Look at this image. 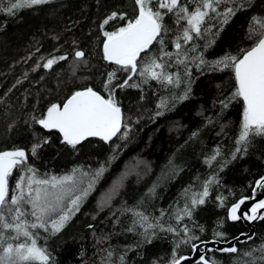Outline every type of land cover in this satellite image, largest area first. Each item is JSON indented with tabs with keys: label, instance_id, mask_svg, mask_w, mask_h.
<instances>
[{
	"label": "trees",
	"instance_id": "trees-1",
	"mask_svg": "<svg viewBox=\"0 0 264 264\" xmlns=\"http://www.w3.org/2000/svg\"><path fill=\"white\" fill-rule=\"evenodd\" d=\"M226 6L221 5V10ZM134 8V0H52L47 5L21 10L15 16L0 14V151L17 147L28 151L33 143L48 138L50 142L39 150L36 158L29 154V163L41 175L60 176L74 168L94 170L111 161L80 211L65 228L54 236L40 235L39 245L48 249L55 264H120V256H124V264H154V261L167 264L176 238L157 231L152 243L145 244L139 235L142 229L127 231L132 226L133 216L125 209L143 201V209L152 218L159 217L161 210L174 212L182 190L189 185L199 189L201 182L214 171L218 172L220 184L214 186L206 205L195 213L196 222L206 231L201 234L198 229L193 230L202 240L211 239L217 222L225 219L219 230L231 239L247 229L241 221L226 220L227 207H218L216 196H226L230 206L241 196H249L255 180L264 176V137H254L247 154L231 160L244 106L241 98L229 99L236 87L231 69L213 71L206 66L201 73L193 66L189 78L183 75V68L173 66L169 71H179L184 81H192L188 99L177 101L174 106L172 98L183 94L186 83L167 88L149 81L140 88L118 89L116 98L122 111L131 117L132 130L126 141L114 137L106 143L90 138L73 150L61 143L62 137L57 132L47 131L33 122L32 118H39L51 103L61 104L76 90L91 86L107 96L103 85L107 74L117 66L103 59L99 24L112 11L127 12L131 17ZM253 16L264 17V0H251V7L238 11L223 26L213 46L205 51V58L213 61L225 53L240 55L241 50L249 49L253 41L248 39V29ZM165 19L173 31L178 29L175 17ZM121 23L119 20L110 22L107 30H114ZM57 36L59 39H54ZM73 40L77 42L75 46ZM74 47L86 53L88 62L75 76L70 69ZM158 48L159 45L152 51L158 53ZM168 50H172L170 42ZM65 53L69 56L67 61L54 65L51 70L41 67L33 71L38 61L44 62L40 61L41 56L50 58ZM118 76L122 82L127 73L120 71ZM139 82L138 76L133 78L132 83ZM162 98L169 100V110L150 119L158 111L156 106ZM221 101L228 102L229 106L223 108ZM194 132L198 133L195 137ZM117 145L119 150L114 153ZM217 147L222 153L220 160L231 161L222 171L219 164L209 168L204 162ZM136 160L147 165L146 169L142 166L138 170L142 176L129 175L120 193L108 206L101 208L102 193L130 162ZM169 161L183 171L174 175ZM20 174V169L14 170L10 177L11 187L15 186ZM153 184L159 185L156 196L147 197ZM164 223L174 225L175 220L166 215ZM184 223L193 227L187 219ZM90 224L92 228L88 227ZM255 230L253 240L236 243L240 253L216 252L208 256H214L222 264H244L240 254L264 243V221L257 222ZM108 252L112 253L111 258ZM191 252V244L181 245L179 249L180 255Z\"/></svg>",
	"mask_w": 264,
	"mask_h": 264
},
{
	"label": "snow or ice",
	"instance_id": "snow-or-ice-1",
	"mask_svg": "<svg viewBox=\"0 0 264 264\" xmlns=\"http://www.w3.org/2000/svg\"><path fill=\"white\" fill-rule=\"evenodd\" d=\"M50 3L52 0H0V14L15 16L21 10ZM134 5L133 16L129 17L127 12L112 11L99 24L103 36V59L117 66V69L107 74L104 82L107 96L91 86L76 90L62 105L51 103L39 118H32L33 122L45 130L59 132L61 143L73 150L90 137H98L106 143L114 137L126 141L132 130L131 117L125 116L122 111L116 98L118 89L140 88L149 81H156L167 88L179 87L186 83L183 94L172 98L171 103L174 106L175 102L188 99L192 81H184L179 71H169L173 66L183 68V75L189 78L193 66L201 73L206 66L213 71L231 69L236 87L229 99L241 98L244 105L240 131L235 141V150L231 153V160L242 158L247 154L254 137H264V17L251 18L248 39L253 43L249 49L241 50L240 55L225 53L216 60L208 61L204 55L205 51L213 46L223 31V26L238 11L251 7V0H134ZM221 5L227 6L221 10ZM168 16L175 17L174 23L178 25L176 31L166 22L165 18ZM116 20L123 23L114 30H107L110 22ZM54 39L58 40L59 37ZM200 41H203V44H200ZM169 42L172 50H168ZM72 43L74 46L77 44L75 40ZM157 45L158 53H155L152 50ZM68 59L67 53L52 55L50 58L41 56L40 61L44 62L41 64L38 61L33 71L41 67L51 70L54 65ZM87 63L86 53L74 47L71 74L75 76ZM120 71L127 73L122 82L118 76ZM137 76L140 82L132 83L133 78ZM221 104L223 108L229 106L226 101H221ZM156 107L158 111L150 119L154 120L169 110V100L162 98ZM221 131L223 132V127ZM192 135L195 137L198 133L194 132ZM49 142L48 138H44L33 143L28 151L19 147L0 151V264H55V258L48 249L38 243L40 230L53 236L60 233L80 211L84 201L108 170L107 165L111 163L109 161L101 164L94 170L74 168L60 176L41 175L39 170L29 163V154L36 158L39 150ZM119 147L117 145L113 152H117ZM221 156V150L217 147L211 155L205 157L204 162L209 168H215V165L219 164V170L222 171L231 161H221ZM169 164L172 165L174 175L183 171L172 161H169ZM142 166L147 168L142 160L130 162L102 195L100 207L111 203L124 187L129 175L135 173L138 177L142 176L138 171ZM15 169H20L21 174L15 186L11 187L10 177ZM219 184L218 172L214 171L201 182L199 189L193 185L183 189L179 194L176 210H161L159 217H150L142 207L143 201L137 206L126 208L125 211L133 216L132 226L127 231L142 229L139 235L143 237L145 244L152 243L157 231L172 234L176 239L167 264H183L191 259L179 254L181 245L186 244H191L194 253H201L196 264H222L214 256H208V253H240L236 244L227 238V233L219 230L223 228L225 219L217 222L209 240H202L193 230L198 229L201 234L206 231L203 225L196 222L195 213L206 205L214 186L218 187ZM158 186L153 184L146 196L155 197ZM261 193H264V176L255 180L251 196H241L230 206L227 205V197L224 195H217L216 201L218 207H227V221H264V198H257ZM248 201L254 203L247 211H243L242 205ZM166 215L175 220L174 225L164 223ZM186 219L193 227L184 223ZM88 227L93 226L90 224ZM240 236L246 239H232L240 243L254 239V234L241 233ZM221 244L231 246L217 247ZM107 255L111 258L112 253L108 252ZM240 258H243L244 264H264V243L242 252ZM119 260L120 264H124V256H120ZM154 264L157 262L154 261Z\"/></svg>",
	"mask_w": 264,
	"mask_h": 264
},
{
	"label": "water",
	"instance_id": "water-1",
	"mask_svg": "<svg viewBox=\"0 0 264 264\" xmlns=\"http://www.w3.org/2000/svg\"><path fill=\"white\" fill-rule=\"evenodd\" d=\"M101 48H102V46H101ZM102 53H103V51H102ZM72 94H70L68 97H70ZM67 97V98H68ZM66 98V99H67ZM66 99L61 103V105L66 101ZM50 106V105H49ZM47 109V108H46ZM46 109H45V111H46ZM44 111V112H45ZM47 131H49V130H47ZM50 131H53V132H57L56 130H50ZM59 135H60V133L59 132H57ZM61 136V135H60ZM90 138H96V139H99L98 137H90ZM90 138H88V139H90ZM100 140V139H99ZM84 142V141H83ZM252 195V191H251V194L249 195V196H251ZM258 199L259 198H264V193H261L258 197H257ZM252 203H254V201H248V202H246L244 205H242V210L243 211H247L250 207H251V204ZM260 220H258V221H253L252 223H248V222H246V221H241L244 225H245V227H246V229H247V231L246 232H242V233H247L248 235H255V224L257 223V222H259ZM241 234V233H240ZM240 234H238V235H236L235 237H240V240H245L246 238L245 237H243V236H240ZM234 238V237H233ZM207 240H209V239H207ZM230 240H232V242L233 243H240V242H238V241H236V240H234V239H230ZM198 243V242H197ZM223 246H231V245H224V244H221V245H217V247H223ZM208 247H212V245H208ZM201 253L200 252H193V250H192V252L191 253H189V254H185L184 256H187V257H191V259H189V260H187V261H185V262H183V264H195L196 262H197V260H198V258H199V255H200Z\"/></svg>",
	"mask_w": 264,
	"mask_h": 264
},
{
	"label": "bare ground",
	"instance_id": "bare-ground-1",
	"mask_svg": "<svg viewBox=\"0 0 264 264\" xmlns=\"http://www.w3.org/2000/svg\"><path fill=\"white\" fill-rule=\"evenodd\" d=\"M36 66V65H35ZM28 71V70H27ZM38 81V80H37ZM17 83V82H16ZM33 84V83H32ZM5 94V93H4ZM67 97V96H66ZM66 99V98H65ZM7 104V103H6ZM13 109V108H12ZM34 111V110H33ZM15 112V111H14ZM35 115V114H34ZM31 116H33V115H31ZM177 121V120H176ZM178 126V125H177ZM42 131H43V129H42ZM58 134V133H57ZM59 135V134H58ZM42 139V138H41ZM137 157V156H136ZM136 157H133V159L134 158H136ZM128 161V160H127ZM132 161V160H131ZM150 167H152V166H150ZM149 167V168H150ZM139 170V169H138ZM141 171V170H140ZM134 174V173H133ZM19 176V175H18ZM136 177V176H135ZM14 179V178H13ZM102 195H103V193H102ZM85 210V209H84ZM231 235V234H230ZM248 245V244H247ZM132 264V263H131Z\"/></svg>",
	"mask_w": 264,
	"mask_h": 264
},
{
	"label": "rangeland",
	"instance_id": "rangeland-1",
	"mask_svg": "<svg viewBox=\"0 0 264 264\" xmlns=\"http://www.w3.org/2000/svg\"><path fill=\"white\" fill-rule=\"evenodd\" d=\"M44 232L42 230H40V234L39 235H43ZM21 240H23V238H21Z\"/></svg>",
	"mask_w": 264,
	"mask_h": 264
}]
</instances>
